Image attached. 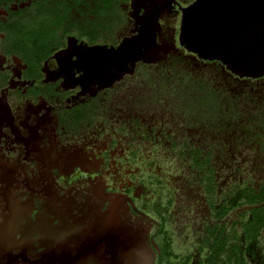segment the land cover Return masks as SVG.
I'll return each instance as SVG.
<instances>
[{"label": "flooded vegetation", "instance_id": "obj_1", "mask_svg": "<svg viewBox=\"0 0 264 264\" xmlns=\"http://www.w3.org/2000/svg\"><path fill=\"white\" fill-rule=\"evenodd\" d=\"M196 2L0 0V264H113L119 253L120 264H211L208 227L230 226L207 225L199 257L178 252L173 207L160 233L158 211L169 198L140 194L143 177L127 170L138 153L100 121L125 122L127 107L107 117L103 106L160 65L216 68L251 92L264 88V76L241 78L180 44L183 8ZM146 17L156 19V53L131 64L126 46L140 44ZM116 68L133 71L112 82ZM238 209L236 219L248 207ZM166 237L177 256L165 253ZM239 245L230 264H264L262 242Z\"/></svg>", "mask_w": 264, "mask_h": 264}, {"label": "rangeland", "instance_id": "obj_2", "mask_svg": "<svg viewBox=\"0 0 264 264\" xmlns=\"http://www.w3.org/2000/svg\"><path fill=\"white\" fill-rule=\"evenodd\" d=\"M215 69L198 70L194 65L147 69L120 90L122 98L111 99L102 108L108 117L127 107L126 121L114 116L108 117L109 121L100 119L104 127L110 126L112 135L121 131V145L138 153L136 164H128L127 170L143 177L140 194L159 202L174 197L170 228L175 248L180 253L194 252L196 257L200 256L197 249L205 240L206 226L217 222L230 226L241 209L220 221L212 217L204 184L209 174L199 171L190 152L202 150L199 160L212 156L218 201L238 183H253L257 188L264 184V147L255 151L239 132L235 134L239 125L230 124L240 115L250 117L257 104L242 97L235 101L234 93L247 87ZM194 78L206 81V86H199ZM210 85L214 94L207 93ZM257 92L262 98L264 88ZM143 221L149 220L145 217ZM261 242L264 246V234Z\"/></svg>", "mask_w": 264, "mask_h": 264}, {"label": "water", "instance_id": "obj_3", "mask_svg": "<svg viewBox=\"0 0 264 264\" xmlns=\"http://www.w3.org/2000/svg\"><path fill=\"white\" fill-rule=\"evenodd\" d=\"M149 32L150 37L140 39L144 46L136 43L139 51H134L135 57L129 63L152 61L150 56L156 53L152 42L156 43L151 30L147 36ZM179 41L199 58L219 61L241 78H261L264 76V0H197L183 8ZM132 71L116 68L111 80Z\"/></svg>", "mask_w": 264, "mask_h": 264}, {"label": "trees", "instance_id": "obj_4", "mask_svg": "<svg viewBox=\"0 0 264 264\" xmlns=\"http://www.w3.org/2000/svg\"><path fill=\"white\" fill-rule=\"evenodd\" d=\"M194 80L199 86H206V81L197 78H194ZM214 90L213 86L210 85L207 89V93L214 94ZM257 91L251 92L250 88L247 87L246 90L244 89L240 93H234L233 96L235 101H237L239 97H242L243 101H255L257 107L254 108V112L247 119H243V116L240 115L241 121L240 119L237 121L232 120L230 123L236 126L239 125L240 130L237 129L235 134L237 133L238 135L239 132L242 138L246 139V144L251 145L255 151H258L259 147H264V95L261 96L262 98H259ZM227 98L229 99L230 97ZM238 116L239 115H237V118ZM190 153L199 171H205L209 174L204 184L208 192L209 202L212 206L213 217L216 220L226 218L233 210L239 207H248L229 228L226 226L221 227L220 225L208 227L209 234L206 245L210 250V263L216 264L217 261L221 260L225 262V264L234 263L239 253V244L243 239L247 243L262 241L264 233V184L257 188L253 183H238L218 201L217 186L215 185V166L212 165V156L208 155L205 158L203 157V160H199L202 156V150H192ZM149 185L151 184L149 183ZM173 205L174 197H170L166 201L165 206H163L162 209H160L161 207L159 208L158 213L162 225L160 233L164 232L162 228L165 227L169 219L168 216ZM163 244L166 254H174L171 248L172 241L170 237H166ZM174 255L177 256V254ZM222 257H224V259H222Z\"/></svg>", "mask_w": 264, "mask_h": 264}, {"label": "bare ground", "instance_id": "obj_5", "mask_svg": "<svg viewBox=\"0 0 264 264\" xmlns=\"http://www.w3.org/2000/svg\"><path fill=\"white\" fill-rule=\"evenodd\" d=\"M143 23H144V30H142L141 36L139 37L141 40H144V39H146L147 37H150V35H151L150 32H149L148 36H147L146 33H147V31L152 30V29L154 28V26H155V21H154V19H150V18H148V17H146V18L144 19ZM156 27H157V25H156ZM156 27H155V28H156ZM141 40H140V41H141ZM149 41L151 42V38H150ZM140 44L144 46V41H143V42H140ZM132 45H134L133 42L130 44V46H126V47H128V48L130 47V49H128V55L130 54V55H129V58H130V59L132 58V55H131V54H133L134 50H135V51H139V48L136 47L137 44H136L133 48H131ZM126 54H127V53H125V55H126ZM92 71H93V70H90V69H89L90 74L92 73ZM87 72H88V70H87ZM113 247H114V246H113ZM118 255H119L118 257H120L118 260L120 261V260H121V257L123 256V254L119 253ZM119 261H117V262H119ZM117 262H116V263H117Z\"/></svg>", "mask_w": 264, "mask_h": 264}, {"label": "crops", "instance_id": "obj_6", "mask_svg": "<svg viewBox=\"0 0 264 264\" xmlns=\"http://www.w3.org/2000/svg\"><path fill=\"white\" fill-rule=\"evenodd\" d=\"M174 243H175V241H174Z\"/></svg>", "mask_w": 264, "mask_h": 264}]
</instances>
